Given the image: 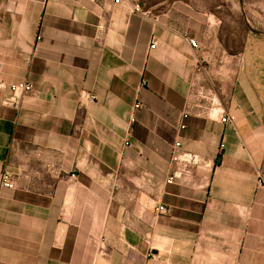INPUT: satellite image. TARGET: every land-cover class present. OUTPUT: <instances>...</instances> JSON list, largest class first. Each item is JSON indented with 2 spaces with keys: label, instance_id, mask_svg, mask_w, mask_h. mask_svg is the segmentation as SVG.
<instances>
[{
  "label": "crops",
  "instance_id": "obj_1",
  "mask_svg": "<svg viewBox=\"0 0 264 264\" xmlns=\"http://www.w3.org/2000/svg\"><path fill=\"white\" fill-rule=\"evenodd\" d=\"M239 6L0 0V264H264L263 3Z\"/></svg>",
  "mask_w": 264,
  "mask_h": 264
},
{
  "label": "rangeland",
  "instance_id": "obj_2",
  "mask_svg": "<svg viewBox=\"0 0 264 264\" xmlns=\"http://www.w3.org/2000/svg\"><path fill=\"white\" fill-rule=\"evenodd\" d=\"M139 5L143 7H155V8H163L169 7L170 5L174 4L181 7H189L193 9H206V8H213L215 12L221 14L225 12L226 14H231V12H235L238 10L239 3L241 4L244 0H138ZM247 1V0H245ZM263 6L260 10L262 14L261 25L264 28V0H262ZM236 21V19H235ZM237 28V26L235 27ZM241 34H234L235 40H237V36ZM251 40H254L255 49L247 50V55L256 60L255 62L258 63L256 65L259 73L264 72V29L260 31L258 34ZM247 37V36H246ZM237 49H231L230 52L236 53Z\"/></svg>",
  "mask_w": 264,
  "mask_h": 264
},
{
  "label": "built area",
  "instance_id": "obj_3",
  "mask_svg": "<svg viewBox=\"0 0 264 264\" xmlns=\"http://www.w3.org/2000/svg\"><path fill=\"white\" fill-rule=\"evenodd\" d=\"M131 2L133 8L135 10H139L141 7L139 5V1L138 0H113L114 4H119L121 2ZM188 45L193 48V49H197L198 48V43L195 40L192 39H188L187 40ZM154 44H151V48H154ZM9 91L11 92L12 95H19V94H29L32 91V86L29 83H25V82H18L15 84H10L9 85ZM140 105L138 103H136L134 105V108L137 109L139 108ZM186 117V116H183ZM234 120V118L232 116H227V115H222L220 118V122L221 123H226L229 121ZM130 121H134V117L132 116L130 118ZM180 129H184V125L180 126ZM126 146H128V143H124ZM222 147V146H220ZM173 154L171 157V161L172 162H177V163H181V165L183 166V168H187L188 166H201L202 164L200 163V160L198 158V156L194 155V154H190L187 152H183L180 153L179 149H180V143L176 142L173 146ZM185 172H187L185 170ZM176 179V176L173 174L171 175L165 182L167 184H171L173 183V181ZM15 187V179L14 177L7 173V172H2L0 174V189H13ZM154 212L157 215H164L168 212V208H166L163 205L160 204H156L154 206Z\"/></svg>",
  "mask_w": 264,
  "mask_h": 264
}]
</instances>
